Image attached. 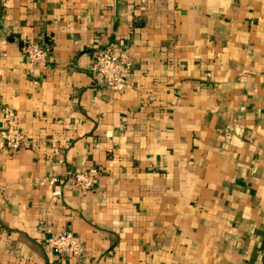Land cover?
Wrapping results in <instances>:
<instances>
[{"label": "crops", "instance_id": "obj_1", "mask_svg": "<svg viewBox=\"0 0 264 264\" xmlns=\"http://www.w3.org/2000/svg\"><path fill=\"white\" fill-rule=\"evenodd\" d=\"M106 45L124 92L96 85ZM3 107L27 148L4 147ZM0 264H264V0H0Z\"/></svg>", "mask_w": 264, "mask_h": 264}, {"label": "built area", "instance_id": "obj_2", "mask_svg": "<svg viewBox=\"0 0 264 264\" xmlns=\"http://www.w3.org/2000/svg\"><path fill=\"white\" fill-rule=\"evenodd\" d=\"M23 50L27 62L31 65H39L50 61L48 47L35 41H25ZM95 76L96 85L111 93L124 92L130 76V62L126 49H115L109 45L100 47L91 66ZM5 123L3 132L4 147L11 150L27 148V142L16 124V114L8 107L1 109ZM99 167H90L72 175L71 186L80 193L85 194L95 187L101 176ZM57 178L44 180L41 184L54 185ZM37 229L45 235V241L49 249L59 257L71 256L79 258L83 251L80 238L68 230H51L43 221L38 222Z\"/></svg>", "mask_w": 264, "mask_h": 264}]
</instances>
